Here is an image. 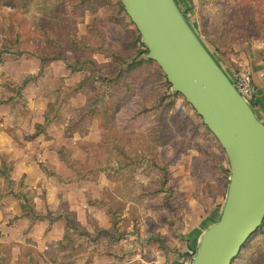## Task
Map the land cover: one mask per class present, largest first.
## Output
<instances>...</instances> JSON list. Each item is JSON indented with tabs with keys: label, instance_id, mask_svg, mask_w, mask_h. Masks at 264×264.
Returning a JSON list of instances; mask_svg holds the SVG:
<instances>
[{
	"label": "rangeland",
	"instance_id": "374dc122",
	"mask_svg": "<svg viewBox=\"0 0 264 264\" xmlns=\"http://www.w3.org/2000/svg\"><path fill=\"white\" fill-rule=\"evenodd\" d=\"M119 1L0 0V53L53 58L56 69L71 70L74 89L87 101L74 110L87 137V177L91 187L102 172L112 182L102 191L109 220L115 222L111 240L115 235L127 239L122 234L129 227L137 242L151 232L155 245L177 249L186 234L199 236L218 220L229 165L194 109L179 93L172 96L158 65L141 60L146 55L139 53L137 29ZM177 1L228 75L240 67L250 72L261 96L252 107L264 122V0ZM70 226L74 229L73 220ZM78 232L75 228L61 240L70 244L71 258L84 242ZM99 233L87 235L88 248ZM121 248L105 259L122 260ZM263 250L255 234L232 264H252Z\"/></svg>",
	"mask_w": 264,
	"mask_h": 264
},
{
	"label": "crops",
	"instance_id": "0c3cea01",
	"mask_svg": "<svg viewBox=\"0 0 264 264\" xmlns=\"http://www.w3.org/2000/svg\"><path fill=\"white\" fill-rule=\"evenodd\" d=\"M54 61L41 65L35 55L0 53V264H178L193 248L188 234L169 250L151 242V232L143 235L145 241H135L127 227L122 234L127 239L98 234L87 247V235L111 233L102 191L112 182L100 171L91 187L87 137L74 112L85 106L86 97L74 89L71 70L56 69ZM256 101H261L258 94ZM70 220L84 240L72 258L70 244L61 243L74 230ZM189 236L198 241V235ZM121 247L122 260L105 259Z\"/></svg>",
	"mask_w": 264,
	"mask_h": 264
},
{
	"label": "water",
	"instance_id": "95a60500",
	"mask_svg": "<svg viewBox=\"0 0 264 264\" xmlns=\"http://www.w3.org/2000/svg\"><path fill=\"white\" fill-rule=\"evenodd\" d=\"M170 84L223 149L229 177L217 221L199 235L191 264H231L264 219V122L240 95L177 0H120Z\"/></svg>",
	"mask_w": 264,
	"mask_h": 264
},
{
	"label": "trees",
	"instance_id": "16d2710c",
	"mask_svg": "<svg viewBox=\"0 0 264 264\" xmlns=\"http://www.w3.org/2000/svg\"><path fill=\"white\" fill-rule=\"evenodd\" d=\"M119 5H120V10L125 15H127L120 1H119ZM136 43H138L139 47L141 48V50L139 51V53L146 55L147 54V48L141 42L140 35H139L138 31H137ZM40 60H41V63L44 64V63L50 62V61H52L54 59L53 58H47V59L46 58H40ZM141 60H143L144 62H149V63L150 62H154V61L148 59L147 57H145V58L143 57V59H141ZM163 77L165 78V81L167 82L166 77H165L164 74H163ZM177 95H178V93H172V96H177ZM205 128H206V130H208V128L206 126H205ZM228 172H229V170H228ZM34 216H36V215H34ZM110 222H111V229L112 230H115V222H113L112 220H110ZM75 228L78 229L77 226H74V229ZM98 232H100L99 234H104V235H109L110 234V231H108V230H99ZM255 234H259L260 235V238H261V246L264 248V219H263L261 225L258 227V229L246 240V242L244 243V245L240 249L238 255L242 252L243 248L245 247V245L247 244V242L251 239V237L254 236ZM68 237H69V235H67V234L64 235V240L65 239L67 240ZM194 253H195V249L189 248L188 251L186 253H184L183 255H181V256L182 257L183 256H192ZM238 255L231 261V264L235 261V259L238 257ZM252 264H264V250H263V253L260 256V260H258L257 258H254L253 261H252Z\"/></svg>",
	"mask_w": 264,
	"mask_h": 264
},
{
	"label": "built area",
	"instance_id": "2783aa9c",
	"mask_svg": "<svg viewBox=\"0 0 264 264\" xmlns=\"http://www.w3.org/2000/svg\"><path fill=\"white\" fill-rule=\"evenodd\" d=\"M229 77L240 93V95L252 106L257 99L256 86L254 85L250 72L244 67L236 68L232 75ZM192 256H183L179 260L178 264H191Z\"/></svg>",
	"mask_w": 264,
	"mask_h": 264
}]
</instances>
